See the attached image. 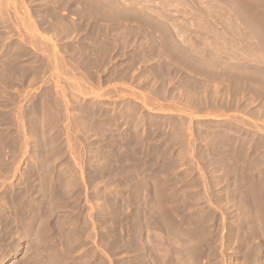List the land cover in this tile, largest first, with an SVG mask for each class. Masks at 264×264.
Here are the masks:
<instances>
[{"label": "rangeland", "instance_id": "rangeland-1", "mask_svg": "<svg viewBox=\"0 0 264 264\" xmlns=\"http://www.w3.org/2000/svg\"><path fill=\"white\" fill-rule=\"evenodd\" d=\"M0 264H264V0H0Z\"/></svg>", "mask_w": 264, "mask_h": 264}, {"label": "bare ground", "instance_id": "bare-ground-1", "mask_svg": "<svg viewBox=\"0 0 264 264\" xmlns=\"http://www.w3.org/2000/svg\"><path fill=\"white\" fill-rule=\"evenodd\" d=\"M111 143V142H110ZM32 214V213H31ZM35 216V215H34ZM42 224V223H41ZM25 225H26V223H25ZM40 225V224H39ZM46 226V225H45ZM40 228V227H39ZM181 231V230H180ZM134 234V233H133ZM138 234V233H137ZM136 236V235H135ZM9 243V242H8ZM136 244V243H135ZM146 245V244H145ZM47 257V256H46ZM58 263V262H57Z\"/></svg>", "mask_w": 264, "mask_h": 264}]
</instances>
